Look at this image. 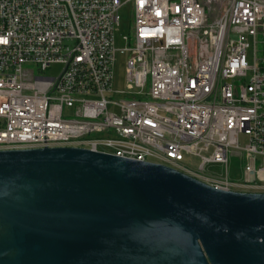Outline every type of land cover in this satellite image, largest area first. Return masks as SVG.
<instances>
[{
  "label": "built area",
  "instance_id": "1",
  "mask_svg": "<svg viewBox=\"0 0 264 264\" xmlns=\"http://www.w3.org/2000/svg\"><path fill=\"white\" fill-rule=\"evenodd\" d=\"M126 3L125 86L114 89ZM53 63L59 77L37 73ZM62 146L264 189V0H0V150ZM230 151L242 181L227 176Z\"/></svg>",
  "mask_w": 264,
  "mask_h": 264
},
{
  "label": "water",
  "instance_id": "2",
  "mask_svg": "<svg viewBox=\"0 0 264 264\" xmlns=\"http://www.w3.org/2000/svg\"><path fill=\"white\" fill-rule=\"evenodd\" d=\"M0 264H264V192L81 147L0 150Z\"/></svg>",
  "mask_w": 264,
  "mask_h": 264
},
{
  "label": "rangeland",
  "instance_id": "3",
  "mask_svg": "<svg viewBox=\"0 0 264 264\" xmlns=\"http://www.w3.org/2000/svg\"><path fill=\"white\" fill-rule=\"evenodd\" d=\"M125 1V0H123ZM132 22V4L126 3L123 4L119 10V24L115 25L113 30L114 35V46L117 49L116 61L114 63L113 72H112V83L114 89H123L125 86V67L128 53H122L120 49L126 47V42L124 37L130 32V26ZM73 42L69 41L64 44V49L67 47H72ZM65 68V65L62 63H53L45 71H39L37 68V73H40L43 76L57 78L61 75ZM248 143V136L242 134L240 136L241 146H245ZM232 151V150H231ZM229 155V164L227 170V176L231 180L242 181L244 179V160L238 152H231ZM186 162L191 168H198L200 160L196 157L186 156ZM206 172L211 175H217L221 177L226 176L224 168L220 166H210L206 168ZM238 190V189H234ZM250 192H264V189H258L257 191Z\"/></svg>",
  "mask_w": 264,
  "mask_h": 264
}]
</instances>
